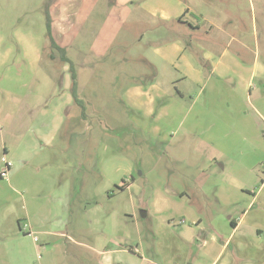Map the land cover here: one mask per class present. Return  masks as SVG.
<instances>
[{
	"label": "rangeland",
	"instance_id": "1",
	"mask_svg": "<svg viewBox=\"0 0 264 264\" xmlns=\"http://www.w3.org/2000/svg\"><path fill=\"white\" fill-rule=\"evenodd\" d=\"M189 7L218 23L193 35ZM209 178L238 206L206 232L250 202L264 226V0H0V264H247L198 241L192 197L161 202Z\"/></svg>",
	"mask_w": 264,
	"mask_h": 264
},
{
	"label": "crops",
	"instance_id": "2",
	"mask_svg": "<svg viewBox=\"0 0 264 264\" xmlns=\"http://www.w3.org/2000/svg\"><path fill=\"white\" fill-rule=\"evenodd\" d=\"M191 8H187L186 11L179 17V20H177V24L181 27H187L189 28V32H192L193 35L195 34L196 31H199L202 26H204L206 23L209 27H212L218 23V18L211 16V17H205V16H200L201 19L197 20L195 23H192L190 20L186 18V13L190 11ZM196 13V11L194 10ZM229 13H225V17H227ZM224 17V18H225ZM170 19V18H169ZM230 20V19H229ZM228 21V20H227ZM209 33V32H207ZM63 46V45H61ZM65 47V46H64ZM219 64H213L212 68L213 70L217 68ZM189 76H193L192 74H188ZM6 151V149H5ZM220 166L222 167V170L225 169L226 165L224 163H219ZM216 178V177H214ZM209 180L210 178L204 183V182H197L196 186H198L196 189L189 190V191H180L177 189L173 190H168L164 193V196L161 197V202L168 203L169 201H175L176 203L184 201V197H189V198H194L192 200L191 198V206H189L187 215H190L192 218L191 223L195 224V226L200 230V232L197 235L198 241L202 242L203 246L206 245H213V246H221L225 248L230 244V242H233L235 239V243H237V246L240 250L247 249L250 252L246 253V256H243L241 259L245 260L247 264H264V226L259 222V220H256L255 222H252L249 218L250 210L249 207L252 206V202L248 204V207L246 208H241V215L240 216H230L229 217V222H230V228L231 232L228 236L224 235V232H220L218 229H216L213 226V230L210 233L202 226L203 225V217L198 214H207L211 216L212 211V204L219 203L220 206H238L236 205L237 200L232 198L233 195V189L229 185V183H224L222 184L219 180V182H214L222 186L221 190L220 188H216L215 190H212V186L209 185ZM170 186V185H168ZM195 186V187H196ZM118 189H125V184L121 185L118 187ZM109 196H112V193L108 194ZM179 198V199H177ZM227 199L226 203L223 205V200ZM256 199V198H254ZM252 208V207H250ZM143 216L147 218L149 216V211L148 210H143ZM260 218V215L257 214V219ZM184 223V220L181 221L180 223V228H183L184 226L182 225ZM18 228L19 230H23L24 234H32L33 240L37 242L38 236L33 233V230L29 231V229H26V225H22L21 221H18ZM25 228V229H24ZM68 231V230H67ZM77 230H75L76 232ZM42 233L47 234V235H68V239L73 241V242H79L78 239L75 237H71L69 232H64L63 230H47L43 229L41 230ZM74 232V233H75ZM104 233H106L105 230H103ZM206 232V234H204ZM252 235L254 239L250 240V237L247 236V233ZM248 234V235H249ZM237 236V238H236ZM251 236V237H252ZM37 237V240H36ZM251 241V242H250ZM211 242V243H210ZM115 250L114 249H108V250H101L99 251V254L102 255H107L110 253H113ZM133 251L138 252V248H134ZM211 264H217L216 260L212 262Z\"/></svg>",
	"mask_w": 264,
	"mask_h": 264
},
{
	"label": "trees",
	"instance_id": "3",
	"mask_svg": "<svg viewBox=\"0 0 264 264\" xmlns=\"http://www.w3.org/2000/svg\"><path fill=\"white\" fill-rule=\"evenodd\" d=\"M51 17H50V13L47 12V26H48V37L50 39V44H51V47L60 51L61 53V57L64 61L66 62H70L71 64V68H72V72H73V90H74V95H75V100H76V103L77 104H80V105H83V101L80 99L79 97V94L77 92V88H78V82H77V75H76V72H75V65H74V62L72 60L69 59L68 55H67V50L62 47L61 45H59L57 43V41L55 40L53 34H52V26H51Z\"/></svg>",
	"mask_w": 264,
	"mask_h": 264
},
{
	"label": "built area",
	"instance_id": "4",
	"mask_svg": "<svg viewBox=\"0 0 264 264\" xmlns=\"http://www.w3.org/2000/svg\"><path fill=\"white\" fill-rule=\"evenodd\" d=\"M8 168V167H7ZM4 174H6V171L3 172ZM36 240H37V237H36Z\"/></svg>",
	"mask_w": 264,
	"mask_h": 264
}]
</instances>
